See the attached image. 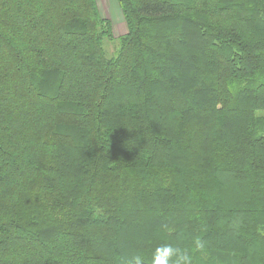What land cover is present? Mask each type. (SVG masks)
Masks as SVG:
<instances>
[{
	"label": "trees",
	"instance_id": "16d2710c",
	"mask_svg": "<svg viewBox=\"0 0 264 264\" xmlns=\"http://www.w3.org/2000/svg\"><path fill=\"white\" fill-rule=\"evenodd\" d=\"M114 1L0 0V264H264V0Z\"/></svg>",
	"mask_w": 264,
	"mask_h": 264
},
{
	"label": "clouds",
	"instance_id": "9594fccd",
	"mask_svg": "<svg viewBox=\"0 0 264 264\" xmlns=\"http://www.w3.org/2000/svg\"><path fill=\"white\" fill-rule=\"evenodd\" d=\"M195 246L202 247L199 241L195 242ZM124 264H146V261L141 255H133L130 259H125ZM147 264H192V256L189 250L165 242L151 250Z\"/></svg>",
	"mask_w": 264,
	"mask_h": 264
},
{
	"label": "rangeland",
	"instance_id": "374dc122",
	"mask_svg": "<svg viewBox=\"0 0 264 264\" xmlns=\"http://www.w3.org/2000/svg\"><path fill=\"white\" fill-rule=\"evenodd\" d=\"M100 14L107 18L112 24V30L115 37L126 33V24L121 14L118 4L114 0H96ZM108 53H112L115 49V44H106Z\"/></svg>",
	"mask_w": 264,
	"mask_h": 264
},
{
	"label": "crops",
	"instance_id": "0c3cea01",
	"mask_svg": "<svg viewBox=\"0 0 264 264\" xmlns=\"http://www.w3.org/2000/svg\"><path fill=\"white\" fill-rule=\"evenodd\" d=\"M116 2V1H115Z\"/></svg>",
	"mask_w": 264,
	"mask_h": 264
}]
</instances>
